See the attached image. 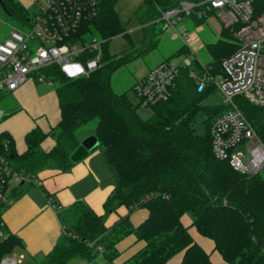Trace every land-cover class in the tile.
<instances>
[{"label":"trees","instance_id":"16d2710c","mask_svg":"<svg viewBox=\"0 0 264 264\" xmlns=\"http://www.w3.org/2000/svg\"><path fill=\"white\" fill-rule=\"evenodd\" d=\"M117 1L103 0L97 17L81 28L86 38L107 40L99 69L76 79L67 78L57 65L42 70L59 84L55 88L60 108L57 124L49 131L30 130L23 153L17 152L8 133L0 134V145L8 144L13 167L33 179L51 164L62 172L70 169L74 151L84 138L94 135L96 148H101L116 180L104 203L105 214L96 213L84 200L58 210L64 236L40 264H70L98 256L101 264H118V244L129 236L144 244L119 264H214L211 254L191 235L192 227L213 241L214 250L227 264H264V178L259 173L242 174L215 156L211 127L226 110L222 103L207 102L216 88L211 85L199 92L189 68L181 67L170 97L147 107L151 109L148 117L139 113L142 106L130 99L128 91L113 88L114 72L143 54L109 51L108 42L125 31L115 8ZM160 1L172 4L178 0ZM0 6L16 23L29 22L30 11L19 1L0 0ZM226 36L208 45L212 61L207 65L212 74H221L222 60L237 49L233 35ZM189 53L183 45L174 55ZM236 101L264 141V106L241 96ZM202 113L207 115L204 136L195 128ZM93 120L97 121L93 132L82 138L81 128ZM47 137L54 140L50 150L42 148ZM122 206L126 213L107 225L106 214ZM140 209H146L147 216L134 224L132 215ZM185 215L191 220L188 225L183 221ZM19 244L10 234L0 245V257Z\"/></svg>","mask_w":264,"mask_h":264},{"label":"built area","instance_id":"2783aa9c","mask_svg":"<svg viewBox=\"0 0 264 264\" xmlns=\"http://www.w3.org/2000/svg\"><path fill=\"white\" fill-rule=\"evenodd\" d=\"M103 0H34L30 11V31L11 26L0 42V93L15 91L29 79L53 84L42 70L57 65L69 79L89 75L102 66L107 40L81 34L82 25L97 17ZM156 2V0H154ZM153 23L161 22L163 30L181 39L194 58L186 55L178 63L163 60L134 84L137 103L147 108L167 100L181 67L189 68V76L202 92L214 86L222 95L226 110L211 127L213 152L236 171L255 175L264 169V141L236 101L237 96L264 106V0H178L157 5ZM215 13L233 35L237 49L222 60V73L212 74V67L198 63L186 26L188 18L201 22ZM151 25V23L149 24ZM194 59L197 65L194 64ZM1 98V95H0ZM4 110L0 105V119ZM8 144L0 145V245L10 236L4 219L13 194L24 185L38 183L23 171L16 170L7 156ZM57 210L62 206L49 199ZM101 253V247L98 248ZM22 256L15 253L0 257V264H19Z\"/></svg>","mask_w":264,"mask_h":264},{"label":"crops","instance_id":"0c3cea01","mask_svg":"<svg viewBox=\"0 0 264 264\" xmlns=\"http://www.w3.org/2000/svg\"><path fill=\"white\" fill-rule=\"evenodd\" d=\"M17 1L29 11L32 6L34 7V0ZM40 83L45 82L29 79L15 91L10 92V94L14 93L13 99L18 104L15 105L13 102L8 112L4 111V115L0 119V134L8 133L12 137L18 153H23L26 150L25 136L30 130L40 127L44 131H49L60 118L56 90L43 91L37 85ZM53 145L54 140L51 137H47L42 142V148L45 150H50ZM107 171L112 174L110 177L105 175ZM112 177L114 174L102 151L94 148L67 171L62 172L55 164H51L42 170L37 180L38 183L24 185L13 194L3 216L11 234L20 240L18 246L21 247V256L33 259L39 256L43 257L64 236V227L59 219L58 210L50 204L49 199L63 208L70 206L75 201L84 200L96 213L103 215L105 213L104 203L116 183L115 177L114 179ZM125 213L124 206L118 208L115 213L108 216L106 224L111 225L120 214ZM146 216V209L137 210L132 215V221L134 224H138ZM183 221L186 225L191 222L187 215L183 217ZM190 233L211 254L214 264H227L214 250L212 240L201 236L195 227L190 229ZM143 244V242H136L133 236L122 240L118 244L121 255L116 263L119 264L129 258ZM178 261H180L179 257L176 259V262Z\"/></svg>","mask_w":264,"mask_h":264},{"label":"rangeland","instance_id":"374dc122","mask_svg":"<svg viewBox=\"0 0 264 264\" xmlns=\"http://www.w3.org/2000/svg\"><path fill=\"white\" fill-rule=\"evenodd\" d=\"M157 5L164 4H162V1L159 2V0H156V2L150 0H118L115 4L119 20L125 31L117 36H114L108 42L110 53L125 54L130 50H138L139 53H143L142 55L136 57V59H134L131 63L116 70L111 80L113 88L120 93L128 91L129 97L133 102H137V97L134 91H132V86L142 75L146 74V72L154 68L163 60L168 59L174 63H178L184 57V55H174L175 52L182 46V40L175 39L176 37L172 31L163 30V24L161 22L152 24L153 20L157 17ZM33 9L34 7L32 6L30 10L33 11ZM150 23L151 25H149ZM30 25V22L24 24H20V22L16 23L0 6V42L8 36L11 26L23 27L26 31H30ZM181 25L186 26L191 35L193 34L190 44L195 52L198 63L202 62L204 64H208L211 62L212 55L209 52L208 45L216 43L218 40L227 39L228 37L226 35L230 34L225 28L222 20L215 13L209 14L201 22L197 23L191 18L185 19L179 26ZM91 38L92 36L87 37L86 40L90 41ZM153 44L154 46L151 47ZM188 56L194 58V54L192 53H189ZM37 85L41 90L46 91L55 89L59 84L55 81L53 84L45 82ZM0 95V105L5 113L8 112L10 107L13 105V102L15 105L18 104L13 99L14 93L6 94L5 92H2ZM207 102L221 104L223 102V97L216 89V92L207 98ZM139 113L143 117H148L151 114V109L140 107ZM206 119L207 115L202 113L199 114L195 121V128L202 136L206 134ZM96 122V120H93L81 128L83 130L81 135L82 138L93 132ZM96 149H100L101 151L100 147ZM41 172L42 170L38 173L37 179L39 178ZM259 174L264 178V169H262ZM105 175H109L108 177H110L112 174H109L107 171ZM112 179H114V177H112ZM112 213L106 214L105 218L107 219ZM20 250L21 247L17 246L11 253H15L20 256ZM41 258L42 257L40 256L36 257V259L23 256L19 264H40L39 260ZM101 262L102 259L98 256L92 258L90 261L78 258L73 261V264H101Z\"/></svg>","mask_w":264,"mask_h":264},{"label":"water","instance_id":"95a60500","mask_svg":"<svg viewBox=\"0 0 264 264\" xmlns=\"http://www.w3.org/2000/svg\"><path fill=\"white\" fill-rule=\"evenodd\" d=\"M98 146V140L94 135L88 136L82 140L79 147L74 151L71 158L74 162H78L84 158L91 150Z\"/></svg>","mask_w":264,"mask_h":264}]
</instances>
